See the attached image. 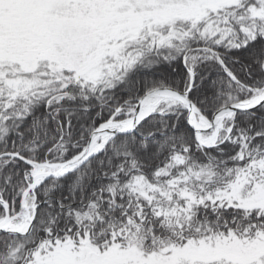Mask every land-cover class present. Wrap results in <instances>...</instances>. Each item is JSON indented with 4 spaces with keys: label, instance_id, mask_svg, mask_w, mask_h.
<instances>
[{
    "label": "snow or ice",
    "instance_id": "snow-or-ice-1",
    "mask_svg": "<svg viewBox=\"0 0 264 264\" xmlns=\"http://www.w3.org/2000/svg\"><path fill=\"white\" fill-rule=\"evenodd\" d=\"M0 264H264V0H0Z\"/></svg>",
    "mask_w": 264,
    "mask_h": 264
}]
</instances>
